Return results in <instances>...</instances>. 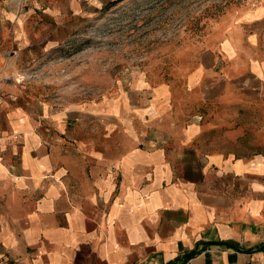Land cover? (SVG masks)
<instances>
[{
	"label": "crops",
	"instance_id": "1",
	"mask_svg": "<svg viewBox=\"0 0 264 264\" xmlns=\"http://www.w3.org/2000/svg\"><path fill=\"white\" fill-rule=\"evenodd\" d=\"M249 18L226 88L263 96ZM130 86L61 104L0 77V264H264V152L210 150L167 87Z\"/></svg>",
	"mask_w": 264,
	"mask_h": 264
},
{
	"label": "rangeland",
	"instance_id": "2",
	"mask_svg": "<svg viewBox=\"0 0 264 264\" xmlns=\"http://www.w3.org/2000/svg\"><path fill=\"white\" fill-rule=\"evenodd\" d=\"M263 5L0 0V77L61 104L111 98L137 79L152 92L165 86V106L182 123L199 124L204 147L264 152V91L258 96L226 88L236 75L230 55L238 48L237 56L252 55L249 15ZM253 29L264 45V27Z\"/></svg>",
	"mask_w": 264,
	"mask_h": 264
},
{
	"label": "built area",
	"instance_id": "3",
	"mask_svg": "<svg viewBox=\"0 0 264 264\" xmlns=\"http://www.w3.org/2000/svg\"><path fill=\"white\" fill-rule=\"evenodd\" d=\"M186 262L184 261H179V262H176L175 264H185Z\"/></svg>",
	"mask_w": 264,
	"mask_h": 264
},
{
	"label": "trees",
	"instance_id": "4",
	"mask_svg": "<svg viewBox=\"0 0 264 264\" xmlns=\"http://www.w3.org/2000/svg\"><path fill=\"white\" fill-rule=\"evenodd\" d=\"M193 254H194V252L193 253H190L189 255H187V258L190 257V256H192Z\"/></svg>",
	"mask_w": 264,
	"mask_h": 264
}]
</instances>
